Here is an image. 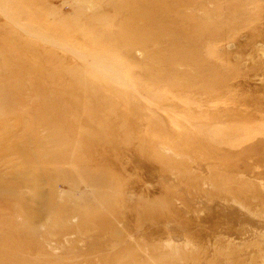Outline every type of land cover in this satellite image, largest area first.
<instances>
[{"label": "rangeland", "instance_id": "1", "mask_svg": "<svg viewBox=\"0 0 264 264\" xmlns=\"http://www.w3.org/2000/svg\"><path fill=\"white\" fill-rule=\"evenodd\" d=\"M0 264H264V0H0Z\"/></svg>", "mask_w": 264, "mask_h": 264}]
</instances>
